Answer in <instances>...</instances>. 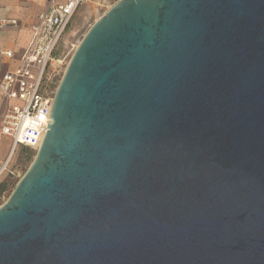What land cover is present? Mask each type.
Listing matches in <instances>:
<instances>
[{
  "label": "water",
  "instance_id": "water-1",
  "mask_svg": "<svg viewBox=\"0 0 264 264\" xmlns=\"http://www.w3.org/2000/svg\"><path fill=\"white\" fill-rule=\"evenodd\" d=\"M0 264H264V0H118L0 207Z\"/></svg>",
  "mask_w": 264,
  "mask_h": 264
},
{
  "label": "built area",
  "instance_id": "built-area-1",
  "mask_svg": "<svg viewBox=\"0 0 264 264\" xmlns=\"http://www.w3.org/2000/svg\"><path fill=\"white\" fill-rule=\"evenodd\" d=\"M86 0H48L46 10L32 27L30 44L18 67L0 76V90L9 102L3 116L0 139L9 138L13 149L21 146L34 154L45 138L56 94L62 61L57 58L60 42L78 9ZM18 26L12 19H0V31ZM12 58L13 52L0 50ZM8 172V162H0V180ZM3 195L0 194V202Z\"/></svg>",
  "mask_w": 264,
  "mask_h": 264
},
{
  "label": "rangeland",
  "instance_id": "rangeland-1",
  "mask_svg": "<svg viewBox=\"0 0 264 264\" xmlns=\"http://www.w3.org/2000/svg\"><path fill=\"white\" fill-rule=\"evenodd\" d=\"M117 2V0H86V2L78 9L60 42L57 52V58L62 61V70L60 76L57 77L56 89L62 80L74 52L88 30ZM7 141V138H3L0 142L1 146H5L3 153H6L9 149V147L7 148V145L10 141ZM35 157L36 154L22 147L14 153L11 161L8 162V172L0 183V189L2 190L0 194L3 195L0 207L7 202L16 185L27 172Z\"/></svg>",
  "mask_w": 264,
  "mask_h": 264
},
{
  "label": "crops",
  "instance_id": "crops-1",
  "mask_svg": "<svg viewBox=\"0 0 264 264\" xmlns=\"http://www.w3.org/2000/svg\"><path fill=\"white\" fill-rule=\"evenodd\" d=\"M47 6L48 0H0V19H12L18 22V26L0 31V50L11 51L14 55L12 58L0 55V76L18 67L22 53L31 42L33 36L32 27L38 24V17L46 10ZM8 105L9 102L5 99L0 90V128ZM3 138L6 137H2L0 142ZM7 139L10 142L7 145L9 149L6 153H3L5 146L0 145L1 163L11 161L14 153L21 148V146H19L14 150L12 141L9 138ZM5 175L2 176L0 183Z\"/></svg>",
  "mask_w": 264,
  "mask_h": 264
},
{
  "label": "trees",
  "instance_id": "trees-1",
  "mask_svg": "<svg viewBox=\"0 0 264 264\" xmlns=\"http://www.w3.org/2000/svg\"><path fill=\"white\" fill-rule=\"evenodd\" d=\"M1 191H2V190L0 189V193H1Z\"/></svg>",
  "mask_w": 264,
  "mask_h": 264
}]
</instances>
